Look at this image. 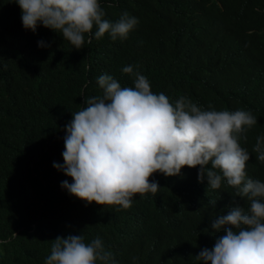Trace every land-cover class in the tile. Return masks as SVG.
<instances>
[{
	"label": "trees",
	"instance_id": "16d2710c",
	"mask_svg": "<svg viewBox=\"0 0 264 264\" xmlns=\"http://www.w3.org/2000/svg\"><path fill=\"white\" fill-rule=\"evenodd\" d=\"M109 2L100 0L104 19L115 22L126 11L138 19L137 28L115 41L105 33L88 44L86 35L76 49L42 24L35 33L26 30L19 5L0 0V240L8 241L0 244V264H39L56 237L83 233L99 237L115 264H202L195 246L207 240L221 202L204 191L190 167L179 175L154 173L150 180L159 190L134 196L127 209L89 204L62 187L73 182L53 167L64 163L65 125L85 97L102 95L97 78L103 74L134 87L138 71L174 98L255 114L257 124L245 133L252 151L247 170L264 178V163L253 152L256 137L264 136V84L256 75L221 74L202 57V44L222 23L242 18L263 25L264 0ZM256 55L263 56L260 50ZM129 65L133 74L122 71Z\"/></svg>",
	"mask_w": 264,
	"mask_h": 264
},
{
	"label": "clouds",
	"instance_id": "9594fccd",
	"mask_svg": "<svg viewBox=\"0 0 264 264\" xmlns=\"http://www.w3.org/2000/svg\"><path fill=\"white\" fill-rule=\"evenodd\" d=\"M9 2L19 5L26 30L35 33L42 24L76 49L84 47L86 35L88 44L105 33L115 41L127 38L138 25L126 11L115 22L104 19L100 0ZM263 38L264 24L232 18L202 44L203 62L241 79L256 75L264 84ZM259 50L263 56L256 55ZM122 71L134 73L131 65ZM134 75V87H122L111 75H100L102 95L85 97V106L72 112L65 125L64 163H53L72 178L62 187L89 204L127 209L134 196L159 190V183L150 180L154 173L173 176L190 167L204 191L221 202L208 223L207 240L195 246L200 251L196 260L264 264V178L248 173L252 151L245 144V133L257 124V116L245 108L204 109L186 96L174 98L155 90L138 71ZM253 152L264 163V136L256 137ZM25 201L33 203L29 196ZM92 239L84 233L58 236L39 264H115L103 241Z\"/></svg>",
	"mask_w": 264,
	"mask_h": 264
},
{
	"label": "bare ground",
	"instance_id": "6f19581e",
	"mask_svg": "<svg viewBox=\"0 0 264 264\" xmlns=\"http://www.w3.org/2000/svg\"><path fill=\"white\" fill-rule=\"evenodd\" d=\"M31 108V107H30ZM53 127V126H52ZM43 133V132H42ZM23 139V138H22ZM60 204V203H59ZM90 213V212H89Z\"/></svg>",
	"mask_w": 264,
	"mask_h": 264
}]
</instances>
